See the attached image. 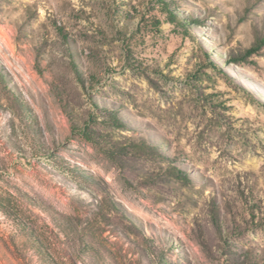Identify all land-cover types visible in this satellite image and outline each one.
Instances as JSON below:
<instances>
[{"label":"rangeland","instance_id":"1","mask_svg":"<svg viewBox=\"0 0 264 264\" xmlns=\"http://www.w3.org/2000/svg\"><path fill=\"white\" fill-rule=\"evenodd\" d=\"M201 2L215 7L202 8ZM93 3L96 10L86 12ZM85 8L70 12L61 8L67 16L57 23L55 14L47 18L44 9L26 0H0V209L6 210L0 219V241L9 250L25 246L33 253L29 264H83L85 249L97 246L107 250L114 264H180L177 245H183L189 264H204L208 243L228 219H234L240 202L247 204V197L264 183V175L251 169L230 175V161L236 160L233 146L242 148L241 155L250 149L257 159V149L264 151V124L251 120L252 110L245 103L254 98L250 92L240 99L222 96L225 85L217 82L216 91L178 100L173 119L183 130L177 133L173 149L182 154V166L160 167L148 180L134 185L122 179L120 170L95 162L89 168L83 159L68 153L95 151L87 127L94 113H78L73 105L99 82L100 71H114L108 66L110 59L116 58L113 63L122 59L124 68L142 72L136 48L141 54L152 50L162 56L167 70L161 72L157 64L153 76L166 78L176 72L185 81L204 85L203 75L209 82L206 89L215 66L209 68V53L186 25L174 29L139 15L131 0L120 4L88 0ZM196 9L201 18L192 22L213 36V47L227 43L230 24L226 35L223 25L206 29L201 22L205 16L222 15L223 0H196ZM122 11L128 21L135 20L133 13L139 15V23L116 28L114 17ZM97 13L103 15L105 26L96 22ZM37 17L40 24L29 32ZM113 29L110 37L108 30ZM225 59L259 82L255 68L264 66V56L252 57L255 68L237 64L226 54ZM86 60L93 62L97 72L85 79ZM153 84L150 79L137 82L135 76L125 80L124 86L136 95L134 107L141 101L137 89L147 96ZM257 91L264 93V85ZM81 169L89 171L91 178L83 176ZM161 175L163 179L156 178ZM255 208L253 204L249 213Z\"/></svg>","mask_w":264,"mask_h":264},{"label":"clouds","instance_id":"2","mask_svg":"<svg viewBox=\"0 0 264 264\" xmlns=\"http://www.w3.org/2000/svg\"><path fill=\"white\" fill-rule=\"evenodd\" d=\"M115 2L120 4L121 0ZM124 2L127 3V0ZM26 3L34 5L36 9H44L47 18L55 14L57 23H60L67 16L66 12L60 11L61 8L67 7L69 12L73 8L79 10L85 8L88 0H84L83 3L81 0H26ZM131 4L136 6L139 15L159 19L161 23H168L174 29L186 25L203 46L204 51L209 53L211 61L209 68L215 66L210 72L211 86L206 89L204 85L209 82L203 75L201 80H204V85L185 81L183 76L178 77L176 72L168 73L166 78L153 76V69L157 64L161 72L167 71L164 69L162 56H156L152 50L141 54L139 48H136L137 60L143 62L144 71L137 72L124 68L122 59L113 63L116 59L113 57L108 61V66L114 71L107 74L100 71L97 74L99 82L88 90V94L79 95L73 105L75 111L79 113L87 110L94 113L93 123L87 127L95 151L84 155L71 151L68 154L74 155L76 159H83L89 168L95 162L106 169L120 170L122 179L134 185L148 180L160 167L183 165L180 159L182 154H177L173 149L177 133L183 130V125L178 119H173L175 116L173 105L178 100L188 101L196 95L216 91V83L223 82L225 90L221 93L222 96L240 99L246 92H250L254 99H245V103L252 110L251 120L264 124V93L257 91L264 85V66L255 68L252 64L254 55L264 56V0H223L225 11L222 15H214L213 19L206 16L202 18L204 28L215 29L216 23H219L224 26L226 35H229L227 25H231L228 41L227 43L221 41L220 47H213L211 43L213 36L207 31H201L200 27L192 22L201 18L199 9H196V0H131ZM108 6L112 7L111 3ZM96 7L93 3L91 7L85 8V11H95ZM200 7L211 8L215 5L201 2ZM189 9L195 10L190 12ZM127 11H131V7H128ZM139 15L133 13L135 20L128 21L122 11L119 16L114 17L115 27L123 28L126 23H139ZM97 16L96 22L102 27L105 26L103 15L97 13ZM47 18L44 23L49 22ZM20 22L23 23V20ZM39 24L40 20L37 17L29 27V32ZM79 24L84 27L85 21L81 19ZM108 33L111 37L114 35V29L108 30ZM119 43L118 41L117 46ZM245 48L247 51H244ZM225 54L233 58L237 64L255 68L260 73L259 82L248 72L238 70L229 64ZM153 57L156 58V63L153 62ZM221 60H224L222 65ZM85 64L87 67L83 68L82 76L86 79L97 70L93 67L92 61L86 60ZM121 68H124L123 76L120 74ZM133 76L137 82L145 79L154 82L153 90L147 96L137 89L141 101L136 107H134L137 104L136 95L124 86L125 80H131ZM235 126L239 127V123ZM252 126L255 127V124ZM249 143L252 144L254 141L250 140ZM66 147L70 149L72 145ZM242 151L239 145L233 146L232 155L236 160L230 161L233 165L230 175L237 170L244 173L250 169L264 175L262 167L264 151L257 149L258 159L250 149L246 155H241ZM101 152L103 156L100 155ZM80 173L91 178V173L85 169H81ZM9 175L8 172L4 173L5 178ZM156 178L163 179V175ZM248 184H251V180ZM245 192H248L247 188ZM253 204L256 208L250 214L249 209ZM5 216L6 210L0 209V219ZM177 247L180 250V264H189L183 245ZM21 256L25 257L22 262ZM203 256L206 257L204 264H264V183L254 190V195L247 197V204L240 202L234 219L227 220L203 250ZM30 259H33V253L26 251L25 246L18 244L16 248L9 250L3 246V241H0V264H29ZM81 260L83 264H114L107 250L100 246L91 250L85 249Z\"/></svg>","mask_w":264,"mask_h":264}]
</instances>
